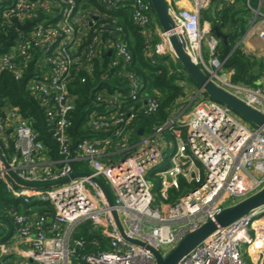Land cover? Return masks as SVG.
Here are the masks:
<instances>
[{"label": "built area", "instance_id": "obj_1", "mask_svg": "<svg viewBox=\"0 0 264 264\" xmlns=\"http://www.w3.org/2000/svg\"><path fill=\"white\" fill-rule=\"evenodd\" d=\"M190 1L191 6L179 8L169 4L173 31L184 37L187 52L214 83L264 114V76L255 84L231 79L235 70L225 69L226 60L218 55L219 37L211 32L209 21L202 23V10L213 0ZM246 5L253 17L251 33L264 42V0H246ZM125 6L131 7L133 24L149 36L151 24L157 21L150 0H16L3 10L4 18L19 21L16 44L0 55V75L11 72L16 79L22 78L37 56L38 71L28 88L45 109L57 152L51 154L19 107H4L0 116V179L22 204L49 202L54 210L53 214L34 207L5 210V218L28 245L21 252L24 260L20 264H157L152 249L167 257L189 232L215 220L229 201L231 206L264 188V126L249 127L236 116L242 115L206 97L200 87L187 106H174L156 131L133 141L134 112L124 108L129 100L139 99L143 82L127 70H119L130 79L126 94L98 92L94 99L105 109L94 110L89 124L102 132V137L73 145L69 128L76 95L70 83L84 72L93 74L94 58L110 50L113 65L132 60L127 41L104 36L112 32L107 16L112 15V22L118 25V12ZM30 22L28 28H22ZM208 34L206 59L203 41ZM156 35L159 41L152 50L177 58L170 32L159 27ZM79 67L86 70H77ZM80 79L85 82L86 76ZM159 107L157 97L145 100L146 112H156ZM166 131L175 139L169 156L164 153ZM166 157L169 165L159 169ZM155 170L162 207L152 205L155 183L149 173ZM101 176L110 184L113 206L93 179ZM182 179L192 187L169 200L170 190L180 189ZM85 222H92L89 234L95 231L107 241L108 249L79 253L87 240L74 233ZM5 226L0 218V228ZM17 252L9 244H1L0 264H6L5 256ZM246 256L251 261L257 256L258 264H264V205L219 225L176 264H251Z\"/></svg>", "mask_w": 264, "mask_h": 264}, {"label": "trees", "instance_id": "obj_2", "mask_svg": "<svg viewBox=\"0 0 264 264\" xmlns=\"http://www.w3.org/2000/svg\"><path fill=\"white\" fill-rule=\"evenodd\" d=\"M14 1L16 0H0V55L10 51L17 41L19 18L3 17V10ZM97 6L99 5L97 4ZM208 9L210 14L207 21L211 24V32L216 34L214 27L217 26L220 33L227 37L226 41L222 36L219 37L221 42L218 44L217 52L221 59L226 60L225 69L235 70L231 79L234 82L255 84L263 75V61L246 53L241 44L236 47L246 33L252 18V12L247 7L246 0H213ZM131 13L130 6L123 7L118 12L119 21L116 26L112 22V15L109 14L106 20L111 22L109 26L112 32L106 33L104 36L109 39L127 41L132 60L125 64L113 65L112 54L105 52L92 61L93 74L84 72L77 75L70 83L71 90L76 95V106L69 128L73 145L83 139L102 137L103 133L95 131L89 124L90 116L94 110L105 109L104 105L96 104L94 99L98 92L107 94L117 91L125 94L128 92L130 84L128 74H121L119 70L135 73L143 82L139 99L137 101L129 100L124 108L126 112H134L132 119L134 130L131 135L133 141H138L142 134L156 131L170 117L173 107L184 99V94L187 93L186 87H199L179 59L170 54L159 55L155 50H152L159 41V37L155 34L153 40L149 41V37L141 33L133 24ZM117 26H121L122 30H116ZM151 27L154 26L151 25ZM225 27L228 28V31H225ZM149 43H151V47ZM36 59L37 56L29 62L28 68L20 79H16L11 72H4L0 75V116L4 114L6 105L19 107L21 112L29 117L33 128L39 133V139L51 149V154L56 156V142L48 125L45 109L28 88L29 82L38 71L35 68ZM77 70H86V68L79 67ZM83 75L86 76L85 82L80 79ZM182 82L185 83V86L181 84ZM205 95L208 97L207 94ZM151 96L159 99L160 107L156 112L149 113L145 111V100ZM168 159L166 157L164 163L158 168L162 169L168 166L170 163ZM155 173L156 170L150 172L149 178L154 182H159ZM191 187L182 179L180 189L170 190L169 200L174 201ZM158 195L161 197L160 188H158ZM11 206L23 211H29L31 207L40 210L41 213L53 214L54 211L49 202L22 204L19 199L7 191L5 182L0 179V218L6 223L5 227L0 228V245L10 244L15 233L14 224L4 216L5 210ZM92 227V222H85L74 233L76 238L87 240L86 248L80 249L79 253L108 249L107 241L101 239L95 231L89 234ZM96 241H99V244H95ZM10 258L11 256L8 255L4 257L6 264H19L18 261L10 260ZM258 261L259 257L255 256L254 261L251 262L258 264Z\"/></svg>", "mask_w": 264, "mask_h": 264}, {"label": "water", "instance_id": "obj_3", "mask_svg": "<svg viewBox=\"0 0 264 264\" xmlns=\"http://www.w3.org/2000/svg\"><path fill=\"white\" fill-rule=\"evenodd\" d=\"M153 11L156 15L158 23L163 31L170 32L169 38L176 57L181 61L186 71L195 80L199 87L211 98L227 104L235 112L243 117L251 120L257 125L264 126V114L260 111L248 106L223 88L214 83L211 78L201 69V67L192 59L186 50V42L182 35L175 33V22L170 12L168 0H150ZM32 22L22 28H28ZM21 27V26H20ZM216 35L226 41L227 37L222 35L217 26L214 27ZM111 50L109 51V54ZM142 131V129H141ZM1 155V153H0ZM76 176L80 174H75ZM82 175H88L84 173ZM104 192L109 204L114 205L113 197L107 184L100 178L93 177ZM264 205V188L256 194L236 203L225 207L215 220H209L196 230L189 232L169 253L167 257H163L156 249H152L157 264H176L185 254L193 249L198 243L206 239L219 225H227L239 217L251 212L252 210ZM113 214L117 220V224L125 235L124 228L117 210H113ZM134 241V240H133ZM139 243L138 241H134Z\"/></svg>", "mask_w": 264, "mask_h": 264}, {"label": "rangeland", "instance_id": "obj_4", "mask_svg": "<svg viewBox=\"0 0 264 264\" xmlns=\"http://www.w3.org/2000/svg\"><path fill=\"white\" fill-rule=\"evenodd\" d=\"M253 2H254V0H253ZM250 10V9H249ZM251 11V10H250ZM209 14H210V11H209V9L207 8V9H203L202 10V23H204L205 21H207V19H208V16H209ZM252 20H253V17L251 18V20H250V24H249V27H248V29H247V31H246V33L248 32H252V29H253V24H252ZM158 21V20H157ZM157 22L155 21L154 23H152L151 25L152 26H155V24H156ZM155 31V30H154ZM225 31H228V28H226L225 27ZM245 33V34H246ZM244 34V35H245ZM244 35L242 36V37H244ZM210 38V35L208 34L206 37H205V39H204V41H203V51H204V54H205V57H206V59L209 57V53L207 52V48H208V39ZM243 40V39H242ZM219 42H221L220 41V38H219ZM242 45V41L240 40L239 42H238V44L236 45V47L238 46V45ZM185 84V83H184ZM183 84V85H184ZM185 86V85H184ZM186 92H187V94L185 95V97H184V99L183 100H180L181 102H180V104H178L177 106H181V105H184V104H186L185 106H187L191 101H192V99L193 98H195L196 96H197V94H198V90L196 91V88L194 87V86H190V87H186ZM197 101H199V99L197 98ZM236 116H238V118L239 119H241V121L242 122H244L246 125H248L249 127H251V128H255L256 127V124L254 123V122H252L251 120H249V119H247V118H245V117H241V116H239V115H236ZM166 139H167V143H166V146H164V153H165V155L166 156H169V155H171V153H172V151H173V148H174V145H175V139H174V137L172 136V134H170L169 132H167L166 131ZM100 179L101 180H103L106 184H107V186L110 188V184L108 183V181L104 178V177H100ZM155 183V187H154V189H153V194H154V201H153V206H160V207H162V205H163V199L158 195V188H160V183L159 182H154ZM236 201H240L239 199H237ZM232 203V201H229L224 207H226V206H228V204H231ZM242 250L243 251H246V245H244L243 247H242ZM246 260L249 262V263H251L252 264V262H251V260H250V258L248 257V256H246Z\"/></svg>", "mask_w": 264, "mask_h": 264}, {"label": "crops", "instance_id": "obj_5", "mask_svg": "<svg viewBox=\"0 0 264 264\" xmlns=\"http://www.w3.org/2000/svg\"><path fill=\"white\" fill-rule=\"evenodd\" d=\"M169 4H171L174 8H179L182 6H191L192 2L190 0L184 1V2H177L175 0H168ZM160 27L159 23L157 22L154 27L150 26V33L149 39L153 40L156 30ZM155 30V31H154ZM155 33V34H154ZM243 39V40H242ZM242 48L244 51L248 54H252L263 61L264 63V42L255 34L253 33H246L244 37H242ZM264 76V70H262ZM14 236L10 242L11 249L18 250L17 253H14L10 260L14 259L15 261H18L19 264L24 260L23 255L21 254L22 250H24L26 247H28L27 243H22L20 238L18 237L16 230H14Z\"/></svg>", "mask_w": 264, "mask_h": 264}]
</instances>
